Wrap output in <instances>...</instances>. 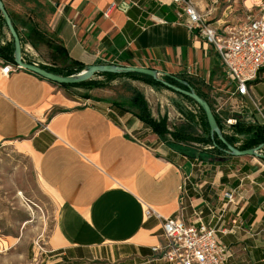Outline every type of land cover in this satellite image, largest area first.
<instances>
[{
    "label": "crops",
    "instance_id": "1",
    "mask_svg": "<svg viewBox=\"0 0 264 264\" xmlns=\"http://www.w3.org/2000/svg\"><path fill=\"white\" fill-rule=\"evenodd\" d=\"M192 1L221 30L255 12L261 0ZM1 2L24 62L152 69L161 79L183 80L204 97L224 128L230 127L224 119L235 114L260 120L251 100L234 94L213 46L189 31L181 9L166 0ZM2 34L3 45L11 38L5 27ZM121 79L143 96L152 118L167 117L169 130L196 120L195 106H185L176 92ZM260 79L264 71L249 97L264 115ZM57 85L23 69L0 73V144L18 143L31 156L40 183L57 202L50 251L61 257L47 264H168L152 251L163 241V218L224 230L218 237L230 250L227 264H264L261 158L225 152L189 157L168 147L132 109L116 104L124 96L120 89L82 91L86 97H78ZM146 206L156 215L146 218Z\"/></svg>",
    "mask_w": 264,
    "mask_h": 264
},
{
    "label": "built area",
    "instance_id": "2",
    "mask_svg": "<svg viewBox=\"0 0 264 264\" xmlns=\"http://www.w3.org/2000/svg\"><path fill=\"white\" fill-rule=\"evenodd\" d=\"M168 4L181 9L179 16H184L185 26L195 31L197 36L212 45L219 56L223 73L234 89V94L251 100L257 116L264 124V115L260 105L249 97V91L264 71V0L256 6L255 12H249L237 25L216 29L200 14L192 0H166ZM1 75L7 76L21 70L13 63L0 62ZM235 118H225L224 125L232 126ZM223 197L228 203L233 202L230 192ZM156 215L146 206V218ZM163 241L152 251L168 264H227L230 250L219 240L216 231L203 224H185L180 219L163 218L161 222Z\"/></svg>",
    "mask_w": 264,
    "mask_h": 264
},
{
    "label": "rangeland",
    "instance_id": "3",
    "mask_svg": "<svg viewBox=\"0 0 264 264\" xmlns=\"http://www.w3.org/2000/svg\"><path fill=\"white\" fill-rule=\"evenodd\" d=\"M89 80H98L104 86L73 88L71 92L78 97H86V94H82L84 91L120 89L124 96L116 100V104L131 108L129 101L134 92L138 91L129 88L128 83L121 82V78L107 81L94 74ZM258 83L264 84V80L260 79ZM159 98L160 102H166L169 107L173 105V99L163 96ZM184 102L185 106L194 107ZM234 117L242 120L240 115L235 114ZM169 128L172 130L174 125ZM203 148L208 147L200 146L201 150ZM201 155L205 159L213 156L207 153ZM56 208L54 196L44 189L37 177L31 156L22 152L18 143L0 144V264H47L58 260L61 257L59 252L50 251L55 246Z\"/></svg>",
    "mask_w": 264,
    "mask_h": 264
},
{
    "label": "trees",
    "instance_id": "4",
    "mask_svg": "<svg viewBox=\"0 0 264 264\" xmlns=\"http://www.w3.org/2000/svg\"><path fill=\"white\" fill-rule=\"evenodd\" d=\"M4 27L5 25L0 15V40L3 37L2 28ZM0 60L5 63H13L12 40H9L3 45L0 44ZM96 65H101V63H98ZM39 67L55 75L70 76L78 74L84 69L85 66L78 62H72L70 66H65L61 68L47 66ZM96 75L104 77L107 81L124 77L132 80L142 81L152 86H162L159 82L155 81L154 79L140 74L102 73ZM162 80L169 84L178 86L182 89H186V87L177 84L172 78L162 77ZM57 86L64 89L65 91H70L73 88L92 89L94 87H103L104 84L98 80H88L77 84H59ZM195 93L200 98L205 100V98L202 97L200 94H198L197 92ZM176 94L182 97L188 103H191L193 106H195L198 112V114L196 115V120H191V123L193 124H191V126H187L186 128L179 127L169 130L167 128L166 116L157 120L152 118L145 99L138 92H134L133 96L129 101V106L131 107L130 109H134L132 112L135 117L138 118L144 125L149 127L152 132L171 149L178 152H185V155L189 157H194L196 153L200 160L204 158L201 153L213 154L214 156L223 155V150L225 149V147L219 140H217L216 137H214V140H212V138L210 137L208 125L200 108L189 98L182 96L178 93ZM179 112L181 113V115L186 116V118H188V114L182 111V109H180ZM214 117L216 119L218 127L220 128L223 138L228 144L238 150H248L256 148L258 146H262L260 153L264 155V124L257 117H254L253 119V116H251L249 120L246 121L234 117L236 119V123L230 126L227 130H224V127L221 125L220 121L218 120L215 114ZM194 127H196V131L193 132ZM192 144H194L195 146ZM197 145L203 147L206 146L208 148L201 150L200 148L196 147ZM262 161H264V159H262Z\"/></svg>",
    "mask_w": 264,
    "mask_h": 264
},
{
    "label": "water",
    "instance_id": "5",
    "mask_svg": "<svg viewBox=\"0 0 264 264\" xmlns=\"http://www.w3.org/2000/svg\"><path fill=\"white\" fill-rule=\"evenodd\" d=\"M0 15L3 19L5 28L7 29V32L12 40L13 64L18 66L20 69L29 71L47 81H50L58 85L59 84H77V83L85 82L89 80L90 77H92L94 74H102V73H109V74L132 73V74H140V75L150 77L154 79L155 81L159 82L164 87L182 96L189 98L200 108V110L202 111L205 117L206 123L208 125L210 137L212 138V140H214V137H216L217 140H219L224 145L225 149L223 151L226 154L231 155V156H254V157H259L261 159H264V155L260 153L262 146H258L256 148L248 149V150H238L235 147L228 144L222 136L220 128L218 127V124L216 122V119L214 117V114L209 104L205 100L200 98L192 90L191 87L187 86V84L183 80L173 78V80L177 84L186 87V89H182L178 86L165 82L158 76L157 72L152 69L141 68V67H130V66H116V65H111V64L85 66L81 72L75 75H70V76L55 75L53 73H50L44 70L43 68L37 65L28 64L22 60L21 45H20L19 37L11 23V20L1 0H0Z\"/></svg>",
    "mask_w": 264,
    "mask_h": 264
},
{
    "label": "bare ground",
    "instance_id": "6",
    "mask_svg": "<svg viewBox=\"0 0 264 264\" xmlns=\"http://www.w3.org/2000/svg\"><path fill=\"white\" fill-rule=\"evenodd\" d=\"M21 149H24V147H20Z\"/></svg>",
    "mask_w": 264,
    "mask_h": 264
}]
</instances>
